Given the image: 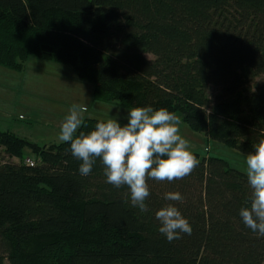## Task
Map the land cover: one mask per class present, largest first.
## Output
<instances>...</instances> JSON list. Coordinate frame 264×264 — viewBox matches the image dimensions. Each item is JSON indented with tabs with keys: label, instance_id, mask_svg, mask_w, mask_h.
Masks as SVG:
<instances>
[{
	"label": "trees",
	"instance_id": "obj_1",
	"mask_svg": "<svg viewBox=\"0 0 264 264\" xmlns=\"http://www.w3.org/2000/svg\"><path fill=\"white\" fill-rule=\"evenodd\" d=\"M29 56L70 66L96 101L167 108L244 155L264 139V0H0V66ZM84 120L78 132L102 121ZM69 149L0 131V264H264L239 216L246 175L225 160L192 152L190 175L147 181L141 212L99 160L82 177ZM169 203L192 228L172 242L155 219Z\"/></svg>",
	"mask_w": 264,
	"mask_h": 264
},
{
	"label": "clouds",
	"instance_id": "obj_2",
	"mask_svg": "<svg viewBox=\"0 0 264 264\" xmlns=\"http://www.w3.org/2000/svg\"><path fill=\"white\" fill-rule=\"evenodd\" d=\"M87 111L85 105H71L60 125L58 139L70 144L72 157L80 161L78 172L82 177L90 175L99 160L105 182L116 188L126 186L131 205L141 212L148 211L145 201L150 195L149 179L171 183L190 175L199 166L189 142L180 135V118L167 108L131 107L123 126L116 117H109L97 122L94 130L78 132L86 127ZM252 147L253 151L244 156L250 195L239 216L248 229L264 237V139ZM163 198L184 200L179 192L171 191ZM155 219L160 223L158 231L168 242L180 239L181 233L191 235L188 220L171 203L156 211Z\"/></svg>",
	"mask_w": 264,
	"mask_h": 264
},
{
	"label": "rangeland",
	"instance_id": "obj_3",
	"mask_svg": "<svg viewBox=\"0 0 264 264\" xmlns=\"http://www.w3.org/2000/svg\"><path fill=\"white\" fill-rule=\"evenodd\" d=\"M209 93L213 96L216 89ZM73 104L87 107L84 119L116 117L122 126L127 123L129 107L94 100L93 85L80 80L68 65L29 56L22 71L0 66V131L39 146L62 143L58 139L60 125ZM179 128L191 152L223 159L245 174L244 154L192 131L182 120ZM25 154L37 161L29 149Z\"/></svg>",
	"mask_w": 264,
	"mask_h": 264
},
{
	"label": "built area",
	"instance_id": "obj_4",
	"mask_svg": "<svg viewBox=\"0 0 264 264\" xmlns=\"http://www.w3.org/2000/svg\"><path fill=\"white\" fill-rule=\"evenodd\" d=\"M202 156L206 157V155H203V154H202ZM24 163H25L26 165H28V166H34L35 163H36V161H34V160H32V159H29V158H26V159L24 160Z\"/></svg>",
	"mask_w": 264,
	"mask_h": 264
},
{
	"label": "crops",
	"instance_id": "obj_5",
	"mask_svg": "<svg viewBox=\"0 0 264 264\" xmlns=\"http://www.w3.org/2000/svg\"><path fill=\"white\" fill-rule=\"evenodd\" d=\"M98 102V101H97ZM103 104H106V103H103ZM14 161L17 160V159H13Z\"/></svg>",
	"mask_w": 264,
	"mask_h": 264
}]
</instances>
